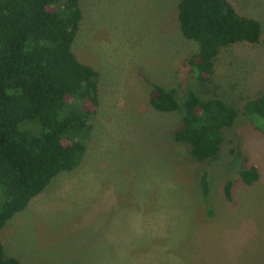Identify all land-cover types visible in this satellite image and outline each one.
Listing matches in <instances>:
<instances>
[{"label":"rangeland","instance_id":"obj_1","mask_svg":"<svg viewBox=\"0 0 264 264\" xmlns=\"http://www.w3.org/2000/svg\"><path fill=\"white\" fill-rule=\"evenodd\" d=\"M77 1L70 51L97 73L84 152L5 222L3 252L22 264H264V119L244 111L264 92V0H226L258 23L259 41L220 50L207 90L184 65L197 45L178 30V0ZM150 82L234 108L214 158L172 142L178 114L151 108Z\"/></svg>","mask_w":264,"mask_h":264},{"label":"trees","instance_id":"obj_2","mask_svg":"<svg viewBox=\"0 0 264 264\" xmlns=\"http://www.w3.org/2000/svg\"><path fill=\"white\" fill-rule=\"evenodd\" d=\"M176 10L181 36L197 45L184 65L203 90L220 50L259 41L258 23L239 16L226 0H178ZM80 13L77 0H0V229L53 177L72 171L84 152L97 105V73L70 51ZM149 85L151 108L178 114L172 142L196 162L214 158L234 108L191 89L180 99L173 86ZM244 111L264 119V92L245 102ZM23 121L36 123L39 132L20 128ZM239 177L249 185L255 168L239 171ZM200 187L204 193L203 178ZM222 187L228 199L230 183ZM0 264L22 263L6 255L0 243Z\"/></svg>","mask_w":264,"mask_h":264}]
</instances>
